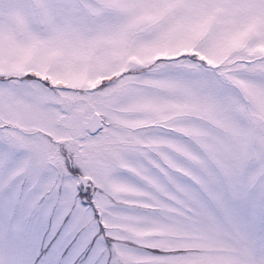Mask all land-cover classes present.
Listing matches in <instances>:
<instances>
[{"label": "snow or ice", "instance_id": "obj_1", "mask_svg": "<svg viewBox=\"0 0 264 264\" xmlns=\"http://www.w3.org/2000/svg\"><path fill=\"white\" fill-rule=\"evenodd\" d=\"M0 264H264V0H0Z\"/></svg>", "mask_w": 264, "mask_h": 264}]
</instances>
